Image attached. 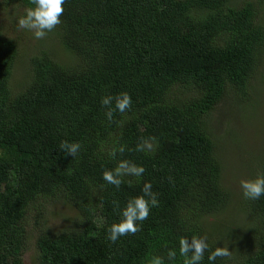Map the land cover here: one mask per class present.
Returning <instances> with one entry per match:
<instances>
[{"label": "trees", "instance_id": "16d2710c", "mask_svg": "<svg viewBox=\"0 0 264 264\" xmlns=\"http://www.w3.org/2000/svg\"><path fill=\"white\" fill-rule=\"evenodd\" d=\"M8 3L22 13L33 6L0 0V9ZM63 7L61 24L37 39L16 84L19 43L0 32V264H24L25 218L37 207L40 222L46 203L74 213L63 228L40 223L37 264H152L166 260L168 248L178 252L181 236L203 234L212 248L228 242L231 257L216 264H264V197L240 194L251 218L242 241L219 223L207 227L208 215L232 201L209 115L229 90L239 110L258 102L250 82L264 75V0H66ZM122 92L131 108L109 121L101 100ZM62 141L81 144L74 159ZM144 141L153 148L137 150ZM121 146L123 153L109 156ZM120 160L145 172L117 189L102 172ZM252 160L249 179L264 173V151ZM145 181L158 206L141 231L112 243L116 205L142 194Z\"/></svg>", "mask_w": 264, "mask_h": 264}, {"label": "rangeland", "instance_id": "374dc122", "mask_svg": "<svg viewBox=\"0 0 264 264\" xmlns=\"http://www.w3.org/2000/svg\"><path fill=\"white\" fill-rule=\"evenodd\" d=\"M22 11L21 7H13L11 3L0 9L1 34L10 36L19 43V61L17 72L13 78L14 84L22 78L20 69L24 68L27 55L41 46L31 31L17 28V19L19 15L24 14ZM57 50H59V54L65 55V52L60 50L59 46ZM260 69H264V57ZM256 78L251 79L250 92L258 102L251 106V111L236 108L235 105L239 101L238 97L233 91L229 90L224 95V100L220 103L218 110L209 115L211 116V119H209V122L211 120V126L209 128L214 137L215 149L222 163L221 180L223 186L232 192V201L219 212L208 215L207 221L210 224L207 227L210 228L213 223L226 226L230 236H234L236 242L238 240L242 241L245 237L242 231L249 226V219H251L248 213L239 207L238 198L242 193L240 180L249 179L251 176L252 169L250 165L253 163V154L264 151V75H256ZM216 117H219V121L214 124ZM38 210L37 207L29 208L25 218L28 238L27 249L23 254L24 264H37L34 240L39 232L40 223L55 229L63 228L72 223L69 220V215L74 212L67 205L46 203L45 214L40 222L35 219ZM230 236L228 235L227 239Z\"/></svg>", "mask_w": 264, "mask_h": 264}, {"label": "clouds", "instance_id": "9594fccd", "mask_svg": "<svg viewBox=\"0 0 264 264\" xmlns=\"http://www.w3.org/2000/svg\"><path fill=\"white\" fill-rule=\"evenodd\" d=\"M32 7L25 9L24 15L17 19V28L31 31L35 39H43L52 32L57 25L61 24V16L64 12L66 0H30ZM101 103L108 110L106 118L111 121L114 112L124 113L131 108L132 98L129 93L122 92L116 96H105ZM59 148L73 159L81 149L79 142L62 141ZM153 148L152 143L144 141L137 145V150L145 151ZM124 147L113 148L109 156L115 158L117 153H123ZM145 168L129 160H120L114 168L105 169L102 172V180L117 189L125 182V177L140 178ZM130 183V182H129ZM152 183L145 181L140 195L127 200L125 205L119 209L120 219L107 229V239L116 243L120 237L128 234H136L141 231L143 221L149 217L150 209L158 206L157 193L152 190ZM242 196L246 200H259L264 197V173H258L254 179L240 180ZM178 252L175 248H168L166 260L164 257H153L152 264H171L179 254L183 257V264H203L207 253V264H216L218 258H230L232 253L227 246H216L212 248L207 234L193 235L192 237L181 236L178 241Z\"/></svg>", "mask_w": 264, "mask_h": 264}]
</instances>
